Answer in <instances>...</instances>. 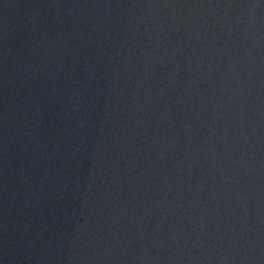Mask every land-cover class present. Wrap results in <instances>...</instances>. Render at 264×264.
Returning a JSON list of instances; mask_svg holds the SVG:
<instances>
[{"label": "water", "instance_id": "obj_1", "mask_svg": "<svg viewBox=\"0 0 264 264\" xmlns=\"http://www.w3.org/2000/svg\"><path fill=\"white\" fill-rule=\"evenodd\" d=\"M0 264H264V0H0Z\"/></svg>", "mask_w": 264, "mask_h": 264}]
</instances>
